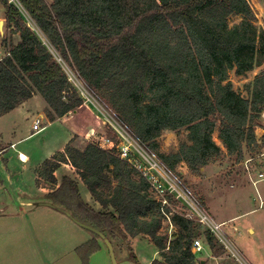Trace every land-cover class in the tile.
Here are the masks:
<instances>
[{"label": "trees", "instance_id": "obj_1", "mask_svg": "<svg viewBox=\"0 0 264 264\" xmlns=\"http://www.w3.org/2000/svg\"><path fill=\"white\" fill-rule=\"evenodd\" d=\"M0 0L9 34L1 43L0 118L35 95L46 102V116L55 121L85 103L63 66L29 26L23 11L62 59L70 64L90 92L100 99L150 153L171 171L185 163L193 174L219 159L222 147L235 162L246 151L260 154L264 133L258 135L264 112V70L246 84L248 97L233 89L229 75L238 76L264 64V31L248 0ZM241 17L230 24V18ZM19 34L20 40L14 42ZM166 130L187 141L168 154L159 150ZM108 138L119 143L110 128ZM46 158L35 170L36 185L51 190L48 197L75 218L101 230L110 240L139 236L156 246L151 264H201L193 252L201 224L162 207L150 182L116 148L95 141L84 148L73 144ZM71 165L86 185L97 210L79 183L55 172ZM171 204L175 201L168 195ZM171 213L175 231L163 229ZM206 244L225 251L208 228ZM101 245L93 239L78 248L84 264ZM128 259L139 264L132 249Z\"/></svg>", "mask_w": 264, "mask_h": 264}, {"label": "rangeland", "instance_id": "obj_2", "mask_svg": "<svg viewBox=\"0 0 264 264\" xmlns=\"http://www.w3.org/2000/svg\"><path fill=\"white\" fill-rule=\"evenodd\" d=\"M11 1L17 3L16 0ZM47 1L48 3H52L53 0ZM248 2L256 15L255 24L259 29L264 31V0H248ZM22 13L25 15V18L33 32L49 48L55 58L63 66L65 72L69 76L70 81L79 91L85 103L93 108L96 114L100 116L102 122H104L102 124V128H97V131L95 132L93 131L94 129H91L88 133L85 131L82 132L83 134L76 135L73 144L79 148H84L88 141H95L100 145H104L106 137H108V134L111 133L110 128H112L119 137V143L127 144L128 140L133 142L135 147L132 146V156L135 157L137 161H145L140 153L146 155L149 154L152 159H157V154L149 153L148 151L144 152V150H142L136 144V142H134L129 137V133H126L128 131L123 130L122 133L118 132V130L121 129L119 127L120 122L113 115L111 109L90 92L85 82L77 75L72 66L65 62L59 53H57V51L49 44L45 36L36 27L27 14L24 11ZM240 20L241 17L239 16L231 17L230 24L238 23ZM8 34L9 29L7 27L6 11L3 5L0 4V60L7 54V49L2 45L1 41L3 37L7 36ZM19 40V34L15 35L14 42ZM263 70L264 64L261 67H256L254 70L248 72L245 76H238L234 71H231L229 78L233 84V89L242 96L248 97L247 91L245 89L246 84L252 82L254 78ZM44 103L46 102L38 95L31 100L30 105L34 117L30 116L28 119L18 117L15 122H10L8 118H0V133L2 136H0V139H2V141L10 143L11 141L23 139L19 141L18 144H16V149L8 147V150L5 151L3 156L6 158V160H13L17 168H20L24 171L25 176L29 175V170L25 169L29 163L20 162L19 152L27 155L34 154L36 156L40 154L41 147L46 145L45 133L48 132V128L42 132L32 135V132L34 131L32 126L37 119H39V121L42 120L43 127L45 123H48L46 118H40ZM46 109L47 106L45 108V112ZM35 116L39 117L35 118ZM65 121H68V118L63 119V121L59 120V124L65 127ZM259 121L261 126L257 128V133L260 136L264 133V117L261 116ZM213 138L218 145H223L219 139L218 131L214 132ZM187 139V130H182L180 135L174 131L166 130L159 138V150L162 153L168 154L171 151L177 150L180 142L187 141ZM2 148L6 149L7 145ZM137 149H140V153L137 151ZM261 151L262 152L260 154H252L246 151L245 160L243 162L236 163L235 157L229 155L227 150L222 148V154L219 159L211 163L206 170H202L200 174H193L185 163L179 164L175 171L167 170V173H165L159 169L160 171L157 170L151 172L153 175V183L156 181V184L154 185L162 186V188L165 190L164 195L168 196L170 194L174 197L175 201L172 204L169 201L172 214L179 213L187 216L188 218L191 216L192 218L198 219L197 212L193 209L195 208L193 204H196L205 208L217 223L224 219L227 220L233 215H238L239 219L233 224L239 226L251 225L253 228H255L256 232L251 234L246 232V228L243 227L244 231L238 235L237 233H232L233 228L229 225L230 222H227V224L225 223L222 226V230L229 236V238L230 236L232 237L233 242L238 247L242 248V251L254 264H261L264 262V177L260 178V174L264 175V149ZM149 155L147 156L149 157ZM0 157H2L1 153ZM55 175H57L60 181L64 176L62 171H58ZM66 175L72 179H75L79 183L80 177L77 172L72 171ZM169 179L177 182L180 187H178L177 190L173 189L170 191L169 189L171 187L169 185ZM84 189L88 191L86 187ZM48 191L49 193L51 192V190ZM151 191L158 199L159 196L156 193L157 190L155 186L151 185ZM8 194L9 193H4L5 196L3 197L7 196L8 198ZM81 194L83 195V193ZM258 195H260L263 200L262 207H260L259 201L261 199L258 197ZM61 207L64 208V206ZM169 216L170 218H166V220L163 222V229L168 231L169 234H172L176 229L171 223V213ZM206 228V225H201L202 235L200 236V239L204 242L205 237L203 234ZM93 239L97 240L101 247L108 249L103 240L98 235L94 234L92 240ZM112 243L114 245L115 252L120 259V264H134L128 259L130 249L135 252L139 260V264H148L153 257L154 251L156 250V246L153 245L148 240V238L143 236H139L129 241L118 239L114 240ZM221 245L223 244L221 243ZM221 252L223 253L224 251L218 250L217 253ZM206 254V251L200 253V255L203 257H206ZM98 258L99 255H96L97 261L95 264H102L104 261Z\"/></svg>", "mask_w": 264, "mask_h": 264}, {"label": "crops", "instance_id": "obj_3", "mask_svg": "<svg viewBox=\"0 0 264 264\" xmlns=\"http://www.w3.org/2000/svg\"><path fill=\"white\" fill-rule=\"evenodd\" d=\"M36 96L25 101L1 118H8L10 122H15L18 117L23 119H28L30 116L34 117L30 102ZM46 106V103H44L40 115L41 119L46 118L48 120V123L44 125V129L40 131L42 132L48 128V132L45 133L46 145L41 147L40 154L36 155L37 157L34 154L27 155L19 152L25 156L24 160L19 158L20 162L29 163L25 167L26 170H29L28 176H25L22 169L17 168L13 160H6L3 156L8 147L16 149V144L23 139L11 141L10 143L0 139V145H3L0 146L2 155L0 157V264H84L78 253V248L92 240L94 235L90 230L75 223L67 214L74 216L71 211L58 206L56 202L50 199L48 197L49 191L46 188H40L36 185L35 170L46 158L57 151L63 150L76 135L83 134L82 132L85 131L88 133L91 129H94L95 132L97 128H102L104 122L87 103H84L75 112L55 121H49L47 118ZM37 117L39 116H35V118ZM66 118H68V121H65L64 127L59 124V120L63 121ZM33 134H35L34 131ZM5 145H7V148H2ZM13 145L15 146L13 147ZM220 146L224 149L223 145ZM207 167L202 170H206ZM71 168L69 164H64L55 174L62 171L66 175L75 171L74 168ZM56 178L59 185L61 181L57 175ZM79 187L84 199L97 210H101V206L92 199L89 190L84 189L86 185L81 179L79 180ZM4 193H9V197H3L5 196ZM238 217V215H233L220 223L227 224V222H230L229 225L232 226V233L234 232V234L240 235L244 231L243 227L246 228V232L251 234L256 232L251 225L239 226L233 224L239 219ZM227 237L229 240L227 245L223 244L226 248L223 253L213 252L204 241L202 251L195 252L192 249L201 264H254L245 255L242 248L233 242L232 237L229 238L228 235ZM204 251L207 253L206 257L200 255ZM96 255H99L98 259L104 261L102 264H111L109 251L104 247H101L99 251L91 256L89 264L96 263ZM116 256L120 264L117 253ZM158 256V249L156 248L148 264H151ZM261 264H264V262Z\"/></svg>", "mask_w": 264, "mask_h": 264}, {"label": "built area", "instance_id": "obj_4", "mask_svg": "<svg viewBox=\"0 0 264 264\" xmlns=\"http://www.w3.org/2000/svg\"><path fill=\"white\" fill-rule=\"evenodd\" d=\"M114 115V114H113ZM115 116V115H114ZM262 116L264 117V112L262 113ZM116 117V116H115ZM117 119V118H116ZM116 121V120H115ZM119 121V120H118ZM117 122V121H116ZM120 122V121H119ZM119 124V123H118ZM121 124V122H120ZM119 124V127L121 128L120 130H118V132L122 133L123 130H126L128 131L122 124L120 125ZM44 127L42 126V120L39 121V119H37L34 124H33V130H34V133H38L40 132L41 130H43ZM125 131V132H126ZM126 133H129V137L134 141L136 142V144L142 149L144 150V152H146L147 150H145L144 147H142L138 141H136V139L131 136L132 134L128 131ZM131 134V135H130ZM135 139V140H134ZM15 145H13L14 147ZM102 147L106 148V149H112V148H116L119 155L123 158V159H126L128 160L132 166L143 176L145 177L149 182H150V185H153L155 186L156 190H157V195L159 196L158 200L161 202L162 204V207L164 206H168L170 207V203H169V200H168V197L166 195H164L165 193V190L162 188V186L160 185H154L156 184V181H152V178H153V175L151 174L152 171H157V170H161V171H164L165 173H167L166 171L169 170L163 163L162 161L157 158V159H152V157L149 155V157L146 155V154H142L140 153V149H137V151L140 153V155L145 159V161L141 162V161H137V159L135 157L132 156V146H134L133 142H130L128 140V143L127 144H121V143H115V141L111 140L110 138L106 137L105 139V142H104V145H101ZM150 153V152H149ZM19 157L21 160H24L25 159V156L22 154V153H19ZM159 170V171H160ZM170 171V170H169ZM263 178L264 175L263 174H260V178ZM170 183V191L171 190H177L178 187H180L178 185L177 182L173 181V180H168ZM180 191V190H179ZM178 191V192H179ZM180 193V192H179ZM258 197H260V207H262L263 205V200L261 198L260 195H258ZM195 206V208H193L196 212H197V218L198 219H195V218H192L190 216V218L192 219H195L197 220L201 225L204 224L207 226V228L209 230H211L216 236L217 238L219 239V241L222 243V244H225L227 245L228 243V237L226 235V233L222 230V226L225 224V223H217L213 218L212 216L209 214V212L203 208V207H200L196 204H193ZM192 206V205H191ZM199 211H198V210ZM166 214V218H170L169 216V213H165ZM191 215V214H190ZM192 249L196 250L195 252H200L202 251L203 249V241L200 239V238H197L194 240L193 242V247Z\"/></svg>", "mask_w": 264, "mask_h": 264}, {"label": "water", "instance_id": "obj_5", "mask_svg": "<svg viewBox=\"0 0 264 264\" xmlns=\"http://www.w3.org/2000/svg\"><path fill=\"white\" fill-rule=\"evenodd\" d=\"M46 204L51 205L50 203H46ZM67 214L75 221V223H77L78 225L90 230L94 234L98 235L104 241L105 245L108 248L112 264H119L117 257H116V252H115V248H114L113 243L101 230H99V229H97V228H95L89 224L83 223L82 221L76 219L74 216H71L69 213H67Z\"/></svg>", "mask_w": 264, "mask_h": 264}]
</instances>
